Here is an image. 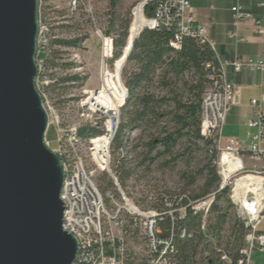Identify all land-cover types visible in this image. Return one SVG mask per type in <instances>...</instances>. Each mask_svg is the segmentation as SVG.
Returning <instances> with one entry per match:
<instances>
[{
  "label": "built area",
  "instance_id": "obj_1",
  "mask_svg": "<svg viewBox=\"0 0 264 264\" xmlns=\"http://www.w3.org/2000/svg\"><path fill=\"white\" fill-rule=\"evenodd\" d=\"M131 3V22L139 21L142 30L159 31L165 29L173 32L174 45L179 47L184 38L195 40L200 45H207L212 51L214 44L208 38L206 25L196 20L194 10L187 0H128ZM258 7L264 8V3ZM40 9V0H39ZM95 0H67V14L73 18L77 14L87 16L95 25ZM232 26L236 28L243 21L252 20V15L243 11L239 6L230 9ZM255 35L263 34L257 24ZM102 45V60L111 57L113 39L96 30ZM229 37H234L233 33ZM50 39L47 29L41 25L38 10V34L36 38L35 63L37 90L45 101L40 88L48 84L43 75L44 62L39 58L48 55ZM109 46L110 56H104V48ZM217 67L209 64L205 69L209 71L210 84L204 92L200 105V136L209 143L207 153L214 157L213 163L219 176L218 191H227V199L235 208L237 216L244 228L245 245L239 251V258L235 263L223 255L220 260L224 264H252L251 253L254 249L264 251V234L258 233V227L264 220V97L250 101L254 110L253 119L246 124V147H242L235 139H227L224 147L222 143V128L231 108L238 105L239 90L228 83L224 68L230 67L234 73L241 71L264 74V46L259 60L241 61L220 64ZM104 66L101 68V75ZM39 80L41 82H39ZM43 89V88H42ZM96 92V91H95ZM46 103V101H45ZM44 104V103H43ZM48 113V109L44 106ZM82 124L63 127L58 122L57 148L53 150L60 161L63 183L60 200L64 205L62 230L70 234L77 243V255L73 264H126L124 254L126 243L134 238L143 242L146 264H171L173 254L170 240H161L156 236V225L162 217L174 222L177 213L178 220L185 218V210L202 214L201 230L205 229L206 218L215 200V194L208 195L199 202L190 203L184 208L173 205L172 201L162 200L163 207H152L141 210L132 206L123 198L121 204H114L111 208L104 203L97 186L93 181L96 171H110V146L115 131L107 145L100 150L105 159L99 165L94 156L93 143L107 135V117L85 110L80 104ZM86 111V112H84ZM87 114V115H86ZM49 117V126L51 118ZM105 122L101 127L100 120ZM118 118V117H117ZM87 122V123H86ZM97 131L94 137H81L79 132L87 127ZM48 126V128H49ZM113 178V177H112ZM116 183L115 178H113ZM246 180L245 185L240 183Z\"/></svg>",
  "mask_w": 264,
  "mask_h": 264
},
{
  "label": "trees",
  "instance_id": "obj_2",
  "mask_svg": "<svg viewBox=\"0 0 264 264\" xmlns=\"http://www.w3.org/2000/svg\"><path fill=\"white\" fill-rule=\"evenodd\" d=\"M120 1L108 0V28L104 32V35L108 37L112 36L111 32L115 22L120 20V16L117 14ZM129 26L130 20L127 16L123 19L120 34L115 41L113 38V46L116 50L112 54V59L115 60L114 63L120 60L122 56L121 49L123 48L124 51V48H126L124 44L128 37ZM173 38V32L165 29H160L159 31L145 29L135 41L134 39L132 40V42L134 41L132 50L125 63L126 66L132 65L135 68L129 74L125 83L128 99L123 104V108L132 106V113L128 116L127 124L144 131L143 129L146 126L156 124L169 115V113L163 112L161 108L168 101H173L172 116L176 128L172 133H161L159 131L157 134L161 137H157V139L150 138L144 145L146 155L143 157V161H147L146 157L154 151L157 145L162 147V151L157 152L148 161L152 162L170 155L178 140L184 137L188 138L187 141L191 142L192 146L201 143L206 157L204 164L198 171L189 174V176L181 174L182 179H186L185 188L194 190L190 192L183 190L181 195H176L175 197H162L156 203L157 205L153 207L162 208L163 202L161 201L164 199L172 201L173 205H177L176 208H184L190 203L202 201L210 194H215V200L206 218L204 230H201L202 214H195L189 208H186L185 218L182 220H178L177 213L174 214L175 220L172 223L167 217H162L156 225V236L161 240L171 241V247L173 248V254L170 256L171 264H224L220 260L223 255L227 256L232 263H235L240 256L239 251L244 248L247 230L239 220L234 221L229 227L227 236L224 239L221 237V230L227 217V208H219L218 203L221 199L225 200L224 197L227 195V191L217 192L219 177L213 163L214 157L208 155L209 143L203 141L200 136V105L204 92L210 84V73L205 69V65L209 64L217 67V59L214 52L207 45H200L193 39L184 38L179 47H177L174 45ZM83 41V38L50 40L48 55L44 61V73H46L47 69H58L57 71H59L72 68V64H61L58 62L59 51L62 49H78ZM105 49L106 46L104 52ZM85 80V78L76 76L65 77L55 81L54 86H74L77 83L82 86ZM154 85L156 86L155 89L166 90V94L162 97L151 92ZM175 92H178L180 96H177ZM169 95L171 99L167 97ZM181 96H186L187 100L182 102ZM123 129L124 126L118 123L111 143L114 151L120 149ZM79 134L81 137H94L97 135V131L85 128ZM176 158L177 156L173 157L171 161L164 165L175 162ZM118 165L121 169L120 177H116V172L112 173L117 185L120 187L127 180L130 173L123 169L121 162ZM198 179L203 183L196 187ZM107 188H113L111 181H108ZM108 193L109 196L114 197V193ZM186 193L187 195H185ZM225 202L226 205L229 204L227 198ZM104 203L106 206L108 205L107 201H104ZM212 215H215V217L213 222H210ZM142 248V253L139 254L126 248L124 254L125 263L146 264L144 246ZM207 250L212 254L216 252L217 258L215 260L209 257L203 258L201 256L202 253L207 252Z\"/></svg>",
  "mask_w": 264,
  "mask_h": 264
},
{
  "label": "rangeland",
  "instance_id": "obj_3",
  "mask_svg": "<svg viewBox=\"0 0 264 264\" xmlns=\"http://www.w3.org/2000/svg\"><path fill=\"white\" fill-rule=\"evenodd\" d=\"M107 9L108 0H95V12L93 15L95 25H93L86 15L80 13L70 18L67 14V0H40L41 25L47 29V36L50 40L84 39L78 49H62L59 51L58 62L61 64H72V68L59 71H57L58 69H47L46 73L40 76V78L48 82L46 86L40 88V91L46 98V103L45 101L43 103L47 107L48 115L51 118V124L45 135V143L52 151L57 148V132L55 128L57 122L63 127H71L77 123L82 124L80 122L82 119L80 104L86 99V92L100 90L104 73L114 75V86H116L120 97V100H117L119 107L117 123L124 126V132L120 139V149L114 151L110 146V171L112 176L108 172L96 171L93 181L100 191L103 200L107 201L108 207H112L114 204H121L123 198H125L130 205L138 207L141 210H148L157 205L156 203L162 197H175L176 195H181L183 190L188 192L194 190L185 188L186 179H182L181 174L189 176V174L198 171L204 164L206 155L202 150L203 146L201 143L192 146V143L187 141L188 138L184 137L178 140L176 147L171 151L170 155L152 162L148 161L150 157L162 151V147L157 145L154 151L146 157L147 161H143V157L146 155L144 145L150 138L157 139V137H161L157 134L159 131L161 133H172L175 130L176 126L172 116L174 104L173 101H168L164 104L161 109L163 112L169 113V115L156 124L146 126L143 129L144 131L127 124L128 116L132 113V106L123 108V104L128 99V93L127 97L125 93V90L127 91L125 83L129 74L135 68L132 65L126 66L124 57L129 52L132 40L136 37L139 30L143 28V24L139 21L131 22V3L128 0H121L119 11L117 12L120 20L115 22L111 38H114V41L116 40L120 34L123 19L128 16L130 26L128 37L124 44L126 48H124V51L123 48L121 49L122 56L118 62L114 63L115 60L112 59V54L116 50L112 46L111 57L103 61L102 45L99 37L96 35V30H100L102 33L107 30L109 18ZM109 49V46H106L104 56L107 58L110 56ZM46 57L47 54L40 56L39 59L44 62ZM103 66L104 71L101 75V68ZM71 76L85 78L86 80L82 86H79V83L74 84V86H54L55 81ZM39 82L41 81L39 80ZM155 87V85L152 87L151 92L162 97L166 94V90L155 89ZM175 93H177V96H180L178 92ZM167 97L170 98V95ZM181 97L182 102L187 100L186 96ZM104 122L105 120L102 118L99 125L102 127ZM84 127L88 128V125H84ZM246 132V129L239 123L234 113V122L232 120L226 121L225 129L222 132L221 147H224L226 138L233 134H237L241 138L240 145L246 147L247 143H242ZM182 154L183 156H181ZM176 156L175 162L164 165ZM119 162L122 163L123 169L130 173L123 185H120L121 188L114 182L112 173L116 172V177H120L121 169L118 165ZM108 181L112 182L113 188H107ZM202 183L198 179L196 187H199ZM195 191L197 192V190ZM108 192L114 193V197L109 196ZM224 198L226 200L227 195ZM225 200L221 199L218 203L219 208H227V217L221 230V237L223 239L227 236L229 227L234 221L239 220L235 208L230 203L226 205ZM214 217L215 215L210 217V222H213ZM126 247L129 251L139 254L142 253L143 243L139 239H131L127 241ZM201 256L214 260L217 258L216 252L212 254L208 250L202 253Z\"/></svg>",
  "mask_w": 264,
  "mask_h": 264
},
{
  "label": "water",
  "instance_id": "obj_4",
  "mask_svg": "<svg viewBox=\"0 0 264 264\" xmlns=\"http://www.w3.org/2000/svg\"><path fill=\"white\" fill-rule=\"evenodd\" d=\"M38 10L39 0H0V264H73L77 255L62 230L63 173L35 85Z\"/></svg>",
  "mask_w": 264,
  "mask_h": 264
},
{
  "label": "crops",
  "instance_id": "obj_5",
  "mask_svg": "<svg viewBox=\"0 0 264 264\" xmlns=\"http://www.w3.org/2000/svg\"><path fill=\"white\" fill-rule=\"evenodd\" d=\"M187 1L194 10L196 20L206 25L208 38L214 44L213 52L220 64L232 62L235 59L256 61L262 57L264 46V8L258 7V4L264 3V0ZM236 6L251 14L252 20L243 21L234 28L230 9ZM257 24L263 30L261 36L254 34ZM230 33H233L234 37H229ZM224 74L227 82L238 88L239 100L238 105L231 108L227 114L222 132L225 129L227 120L234 122V113L239 123L246 129V124L253 119L254 113V110L250 107V101L264 97V74L248 71L234 73L230 67L224 68ZM230 138L237 140L241 144V138L237 134H233L226 139ZM242 143H247L246 138H244ZM257 231L264 234V220ZM250 258L252 264H264V251L258 252L254 249Z\"/></svg>",
  "mask_w": 264,
  "mask_h": 264
},
{
  "label": "bare ground",
  "instance_id": "obj_6",
  "mask_svg": "<svg viewBox=\"0 0 264 264\" xmlns=\"http://www.w3.org/2000/svg\"><path fill=\"white\" fill-rule=\"evenodd\" d=\"M142 30V29H141ZM114 75L104 73L101 80V88L98 91H89L87 93L86 99L82 102V106L85 110L91 111L93 113H100L101 115L107 117V135L102 137L93 143L94 156L99 165L104 164V158L102 157L100 150L105 146L101 143L107 145L112 138L115 131L117 120H118V104L117 100H120L119 92L114 86L113 81ZM246 180H241L240 183L245 185Z\"/></svg>",
  "mask_w": 264,
  "mask_h": 264
}]
</instances>
